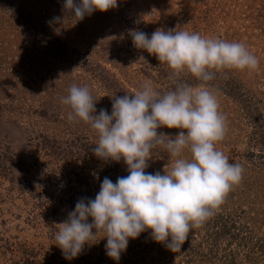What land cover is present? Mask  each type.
Returning a JSON list of instances; mask_svg holds the SVG:
<instances>
[{"label": "rangeland", "instance_id": "obj_1", "mask_svg": "<svg viewBox=\"0 0 264 264\" xmlns=\"http://www.w3.org/2000/svg\"><path fill=\"white\" fill-rule=\"evenodd\" d=\"M65 2L0 0V264H204L201 228L176 252L150 231L141 233L119 261L106 254L103 233L70 260L56 245L58 224L80 198L94 199L105 177L115 183L128 175L123 161L94 155L99 137L90 125L69 120L71 110L61 102L68 89L88 87L97 114L102 108L111 114L112 98L131 95L145 82L161 94L175 88L172 70L134 47L133 29L149 37L162 28L242 42L258 58V69L226 70L206 86L227 117L216 148L244 169L213 219L222 226L250 224L264 239V0H118L117 8L77 23L63 10ZM182 80L200 84L188 74ZM148 163L147 172L163 174L172 159L161 147ZM191 246L197 249L192 255ZM252 257V264H264V256Z\"/></svg>", "mask_w": 264, "mask_h": 264}, {"label": "clouds", "instance_id": "obj_2", "mask_svg": "<svg viewBox=\"0 0 264 264\" xmlns=\"http://www.w3.org/2000/svg\"><path fill=\"white\" fill-rule=\"evenodd\" d=\"M117 7L118 0H66L63 10L74 13L77 23ZM54 20L62 22L61 17ZM129 35L135 48L172 70L169 79L175 88L161 94L145 82L131 95L112 98L111 114L103 108L97 114L98 101L88 87L73 84L62 98L71 110L69 120L82 121L98 134L94 155L105 162L123 161L128 171L115 183L105 177L95 198H80L58 224L56 245L69 260L101 233L107 239L106 254L116 261L130 239L149 230L155 242L181 250L190 231L216 215L243 178V166L230 163L216 148L226 135L227 117L206 85L218 74L226 77V70L258 69L255 54L242 42L185 30L158 28L149 37L133 29ZM185 74L200 81L199 86L183 82ZM162 128L180 131L158 132ZM161 147L172 159L170 168L165 165L163 174L147 172L152 151Z\"/></svg>", "mask_w": 264, "mask_h": 264}, {"label": "trees", "instance_id": "obj_3", "mask_svg": "<svg viewBox=\"0 0 264 264\" xmlns=\"http://www.w3.org/2000/svg\"><path fill=\"white\" fill-rule=\"evenodd\" d=\"M213 217L200 227L204 231L203 248L207 249L201 258L204 259V264H252L253 255L264 256V239L249 228L250 224L246 226L232 223L222 226ZM221 236H229V241L224 246L219 244ZM188 250L191 255L197 252L192 246Z\"/></svg>", "mask_w": 264, "mask_h": 264}]
</instances>
